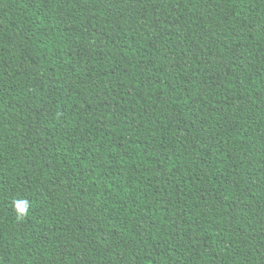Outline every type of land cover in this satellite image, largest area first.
Segmentation results:
<instances>
[{
  "label": "trees",
  "instance_id": "trees-1",
  "mask_svg": "<svg viewBox=\"0 0 264 264\" xmlns=\"http://www.w3.org/2000/svg\"><path fill=\"white\" fill-rule=\"evenodd\" d=\"M0 264H264V0H0Z\"/></svg>",
  "mask_w": 264,
  "mask_h": 264
},
{
  "label": "clouds",
  "instance_id": "clouds-1",
  "mask_svg": "<svg viewBox=\"0 0 264 264\" xmlns=\"http://www.w3.org/2000/svg\"><path fill=\"white\" fill-rule=\"evenodd\" d=\"M14 206L18 213L25 214L28 211L29 203L27 200H17L15 201Z\"/></svg>",
  "mask_w": 264,
  "mask_h": 264
}]
</instances>
